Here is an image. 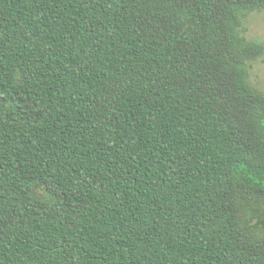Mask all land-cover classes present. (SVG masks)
<instances>
[{
    "label": "trees",
    "instance_id": "1",
    "mask_svg": "<svg viewBox=\"0 0 264 264\" xmlns=\"http://www.w3.org/2000/svg\"><path fill=\"white\" fill-rule=\"evenodd\" d=\"M264 0H0V264H264Z\"/></svg>",
    "mask_w": 264,
    "mask_h": 264
},
{
    "label": "rangeland",
    "instance_id": "2",
    "mask_svg": "<svg viewBox=\"0 0 264 264\" xmlns=\"http://www.w3.org/2000/svg\"><path fill=\"white\" fill-rule=\"evenodd\" d=\"M247 37L264 44V12L253 13L246 21ZM251 84L264 92V58L250 72Z\"/></svg>",
    "mask_w": 264,
    "mask_h": 264
}]
</instances>
